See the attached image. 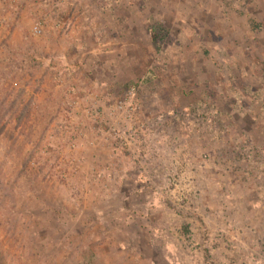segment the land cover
Returning <instances> with one entry per match:
<instances>
[{"label":"rangeland","instance_id":"374dc122","mask_svg":"<svg viewBox=\"0 0 264 264\" xmlns=\"http://www.w3.org/2000/svg\"><path fill=\"white\" fill-rule=\"evenodd\" d=\"M45 2L0 28V264H264V0Z\"/></svg>","mask_w":264,"mask_h":264},{"label":"trees","instance_id":"16d2710c","mask_svg":"<svg viewBox=\"0 0 264 264\" xmlns=\"http://www.w3.org/2000/svg\"><path fill=\"white\" fill-rule=\"evenodd\" d=\"M148 38L150 41L151 48L158 52L161 48L162 43L168 39L169 28L164 21L155 20L148 27ZM184 231L187 233L189 231L188 226H184Z\"/></svg>","mask_w":264,"mask_h":264},{"label":"built area","instance_id":"2783aa9c","mask_svg":"<svg viewBox=\"0 0 264 264\" xmlns=\"http://www.w3.org/2000/svg\"><path fill=\"white\" fill-rule=\"evenodd\" d=\"M18 1L24 4H28V2L42 3L43 5L46 4L45 0H0V28L6 29L10 26V18L8 15V13H10L9 8L13 5H16ZM41 30L42 29L40 23L35 24L32 29L33 34L35 35H40L39 33L41 32Z\"/></svg>","mask_w":264,"mask_h":264}]
</instances>
